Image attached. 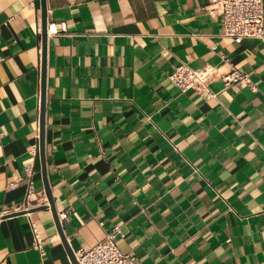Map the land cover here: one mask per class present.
Segmentation results:
<instances>
[{"label": "crops", "instance_id": "crops-1", "mask_svg": "<svg viewBox=\"0 0 264 264\" xmlns=\"http://www.w3.org/2000/svg\"><path fill=\"white\" fill-rule=\"evenodd\" d=\"M46 15L45 158L60 223L35 209L50 203L42 0H0V264H74L70 250L119 227L139 264H264V38L226 36L210 0H46ZM179 62L250 80L214 81L206 98L169 80Z\"/></svg>", "mask_w": 264, "mask_h": 264}, {"label": "built area", "instance_id": "built-area-1", "mask_svg": "<svg viewBox=\"0 0 264 264\" xmlns=\"http://www.w3.org/2000/svg\"><path fill=\"white\" fill-rule=\"evenodd\" d=\"M213 9L223 16L225 35L240 43L246 38H264V0H210ZM57 32V29H51ZM41 56L42 47H40ZM169 75V80L175 86H178L183 92L194 89L199 93L211 98L216 96L210 84L220 80L224 85L230 86L236 83H245L250 80L247 72H242L236 67L222 70L216 65H205L201 69L191 67L185 62L176 64ZM39 147L34 146L32 153L36 154ZM33 165L28 166L31 171ZM18 182H11V187H16ZM33 193V186L30 184L28 189V198ZM49 204V202H47ZM38 205L29 206L27 203L23 209L29 211L30 208ZM66 213L59 214L62 218ZM32 231L34 234L33 245L40 249L43 253L44 239L39 233L37 225L32 222ZM121 233V229L115 228L113 232L108 233L106 238L100 243L84 247L78 251H74L78 264H139V258L129 252H124L117 242V235ZM49 241L54 238L48 237Z\"/></svg>", "mask_w": 264, "mask_h": 264}, {"label": "water", "instance_id": "water-1", "mask_svg": "<svg viewBox=\"0 0 264 264\" xmlns=\"http://www.w3.org/2000/svg\"><path fill=\"white\" fill-rule=\"evenodd\" d=\"M42 15H43V29H42V34H43V47H42V66H41V71H42V82H41V90H42V95H41V122H40V127H41V134H40V154H41V162L43 164V176H44V181L46 182V194L48 196V200L50 201L49 204H44L43 206H39L35 209H49L52 211L54 218L57 220L58 227L60 223V219L58 218L57 210L55 207L54 201L51 199V194H50V186L49 182H47V164H46V158H45V98H46V61H47V40H48V20H47V15H46V0H42ZM59 231L61 233V230L59 228ZM64 240L66 238L64 237ZM74 264H78L76 256L74 255V252L72 250L69 251Z\"/></svg>", "mask_w": 264, "mask_h": 264}, {"label": "bare ground", "instance_id": "bare-ground-1", "mask_svg": "<svg viewBox=\"0 0 264 264\" xmlns=\"http://www.w3.org/2000/svg\"><path fill=\"white\" fill-rule=\"evenodd\" d=\"M53 29H55V27H53Z\"/></svg>", "mask_w": 264, "mask_h": 264}]
</instances>
